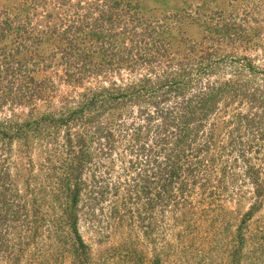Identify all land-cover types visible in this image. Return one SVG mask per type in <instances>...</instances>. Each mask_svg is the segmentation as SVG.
Returning <instances> with one entry per match:
<instances>
[{"label":"trees","instance_id":"trees-1","mask_svg":"<svg viewBox=\"0 0 264 264\" xmlns=\"http://www.w3.org/2000/svg\"><path fill=\"white\" fill-rule=\"evenodd\" d=\"M53 7L43 24L0 12V113L9 110L0 115V260L8 264H37L47 246L46 263L65 264L74 253L79 264H92L84 222L103 241L166 229L168 218L184 224L189 208L222 200L232 170L251 162L253 141L264 137V93L243 81L208 80L187 95L188 82L174 79L163 61L171 55L163 26L139 5L65 0ZM143 51L161 69L140 60ZM201 63L180 79L196 68L205 73ZM142 68L150 72L123 75ZM40 101L48 112H39ZM220 102H238L224 121L234 125L228 139L215 132ZM134 104L140 110L129 112ZM250 128L256 131L245 138ZM260 172L245 168L257 184Z\"/></svg>","mask_w":264,"mask_h":264},{"label":"rangeland","instance_id":"rangeland-1","mask_svg":"<svg viewBox=\"0 0 264 264\" xmlns=\"http://www.w3.org/2000/svg\"><path fill=\"white\" fill-rule=\"evenodd\" d=\"M55 1L58 5L65 0H0V12L20 11V14H29L33 21L43 24L46 12L55 9ZM122 1L139 5L145 18L160 21L164 30L162 40L171 54L169 60L166 57L163 61L165 66L170 62L166 68L175 76L174 79L188 82L187 95L202 89L208 80L216 81L218 85L228 80L235 83L243 81L250 89H258L257 91L264 93V0ZM64 8L65 5L58 12L64 13ZM152 55L153 53L144 54L143 51L139 58L148 62L150 60L147 58ZM152 62L155 64L153 70L158 71L160 61L153 59ZM200 63L205 73L198 75L196 68L190 78L180 79L189 76L188 73L184 74V69ZM243 63H248L249 66ZM146 72L150 70H124L123 75L131 79L142 77ZM157 74L159 73L154 72L150 75L155 77ZM191 79L194 81L189 82ZM95 84L96 81L88 83L93 86ZM67 89L64 87L63 90ZM139 107L134 104L127 108L134 113L140 110ZM236 107L238 102H220L216 112L217 135L228 139V133L234 125L224 121L234 117ZM38 108L41 113L48 112L44 101L38 103ZM18 112H22V109ZM1 114L9 115V110L5 109ZM213 121V116L207 119L209 124ZM254 131L250 128L245 138ZM33 142L35 147L31 155L35 162H39V142L35 138L31 139V143ZM253 142L256 149L247 155L251 162L241 159L237 168L232 170L235 174L228 177L230 184L224 190L222 200L218 197L215 200L214 196L209 202L206 200L204 205H197L194 210L189 208L184 224L168 218L165 225L167 230L160 228L150 233L137 231L132 234L127 230L123 236L113 235L103 241L92 223H82V235L94 248L91 263L264 264V137L258 134ZM16 145L15 142L13 146ZM259 147L261 149L257 150ZM228 152L232 153L231 149ZM17 156L20 160L23 159V156ZM249 164L261 170L259 184L245 174V168ZM259 193L262 194L259 196ZM50 248L51 246H47L42 256H47L46 251ZM42 256L37 264L55 263H46V257ZM0 264L8 263L4 260ZM21 264L27 262L24 260ZM65 264H79L76 255L73 253L72 256H66Z\"/></svg>","mask_w":264,"mask_h":264}]
</instances>
